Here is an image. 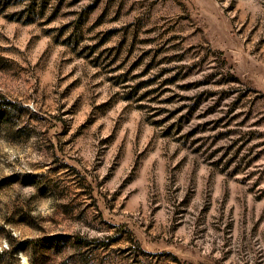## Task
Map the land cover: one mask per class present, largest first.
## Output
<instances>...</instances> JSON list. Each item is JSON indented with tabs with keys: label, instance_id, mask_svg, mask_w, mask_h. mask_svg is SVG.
<instances>
[{
	"label": "rangeland",
	"instance_id": "obj_1",
	"mask_svg": "<svg viewBox=\"0 0 264 264\" xmlns=\"http://www.w3.org/2000/svg\"><path fill=\"white\" fill-rule=\"evenodd\" d=\"M0 264H264V0H0Z\"/></svg>",
	"mask_w": 264,
	"mask_h": 264
}]
</instances>
